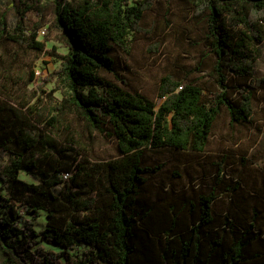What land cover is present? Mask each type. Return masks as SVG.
I'll list each match as a JSON object with an SVG mask.
<instances>
[{
    "label": "trees",
    "instance_id": "obj_1",
    "mask_svg": "<svg viewBox=\"0 0 264 264\" xmlns=\"http://www.w3.org/2000/svg\"><path fill=\"white\" fill-rule=\"evenodd\" d=\"M8 1L16 22L0 13V65L9 45L17 54L48 51L26 18L31 11L43 17L53 7L69 51L48 52L61 58L62 67L47 81L61 74L69 90L57 115L41 118H33L29 103L0 96V150L11 158L0 171L7 191L0 189L2 264H264L257 207L252 220L216 212L215 188L194 195L183 188L164 201L152 200L149 179L165 162L149 165L144 158L147 148L204 151L223 112L233 125L252 121L264 87V78L255 76L264 0H186L202 32L197 70L204 73L163 76L160 102L126 89L116 59L117 52H131V35L142 31L146 13L160 0ZM6 72L11 89L27 90L36 80L34 66L17 79ZM66 113L116 142L119 156L90 170L63 160ZM65 135L77 141L72 131ZM22 172L36 174L39 182L22 179ZM40 211L47 218L42 231L35 223Z\"/></svg>",
    "mask_w": 264,
    "mask_h": 264
},
{
    "label": "rangeland",
    "instance_id": "obj_2",
    "mask_svg": "<svg viewBox=\"0 0 264 264\" xmlns=\"http://www.w3.org/2000/svg\"><path fill=\"white\" fill-rule=\"evenodd\" d=\"M8 0H0V13L6 12L8 22L14 25L16 13L9 8ZM26 23L29 29H37L38 38L45 41L47 52L38 55L34 52H20L7 46L2 50L0 65V96L14 101L29 103L34 112L33 118L57 115V106L68 94V87L61 74L47 81L50 74L62 67L61 58L48 53L55 49L60 55L69 51L62 31L55 23L53 7L48 8L43 17L37 12L28 13ZM46 32L43 33L42 31ZM131 52H117L119 72L132 92H141L160 102L159 85L163 76L177 74L199 78L204 72L197 70L204 49L201 28L192 20L190 5L186 0H160L148 11L142 31L131 35ZM16 57V59H15ZM211 60H208V64ZM34 66L36 80L27 90L4 82L3 75L9 71L17 79L26 76ZM255 76L264 78V42L260 45L259 57L255 63ZM114 79V78H113ZM207 77L203 78L206 80ZM67 92V93H65ZM21 96H20V95ZM23 95V96H22ZM61 126L63 141L61 149L68 160L90 170L99 161L119 156L116 142L104 135L92 132L76 113H66ZM70 128V129H68ZM72 131L77 141L68 140L66 133ZM59 138L57 134H53ZM149 165L165 162L159 174L150 177L148 195L152 200H165L181 193L186 188L188 195L210 192L218 193L214 209L219 213L231 210L232 216L252 220L258 208V224L264 227V87L255 98L254 116L250 123L232 124L229 114L223 112L218 118L213 134L204 151H174L171 149L147 148L144 154ZM10 155L0 150V171L10 162ZM80 167H76L72 174ZM180 173V177L175 175ZM20 177L37 183L36 174L22 172ZM0 189L6 194L0 179ZM60 191L61 186H56ZM180 192V193H179ZM163 200V201H164ZM46 212L40 211L36 227L42 231L46 227ZM47 249L53 247L43 243ZM84 248L78 249L81 255ZM0 264H2L0 259Z\"/></svg>",
    "mask_w": 264,
    "mask_h": 264
},
{
    "label": "built area",
    "instance_id": "obj_3",
    "mask_svg": "<svg viewBox=\"0 0 264 264\" xmlns=\"http://www.w3.org/2000/svg\"><path fill=\"white\" fill-rule=\"evenodd\" d=\"M43 33H45V31H43Z\"/></svg>",
    "mask_w": 264,
    "mask_h": 264
}]
</instances>
